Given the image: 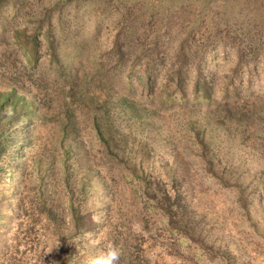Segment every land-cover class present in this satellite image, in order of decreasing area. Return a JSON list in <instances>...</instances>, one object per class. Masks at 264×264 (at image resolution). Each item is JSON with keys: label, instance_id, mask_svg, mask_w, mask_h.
Wrapping results in <instances>:
<instances>
[{"label": "trees", "instance_id": "1", "mask_svg": "<svg viewBox=\"0 0 264 264\" xmlns=\"http://www.w3.org/2000/svg\"><path fill=\"white\" fill-rule=\"evenodd\" d=\"M235 1L152 0L149 6L141 3L144 5L136 8L123 0L117 6L114 0H0V185L9 170L27 158L26 148L36 145L30 134L34 123L49 126L62 150L43 153L37 146L40 154L31 159L37 167V189L42 194L46 192L41 186L44 178L48 183L51 178L58 179L62 186L58 189L59 181L56 182V193L49 192L39 203L54 226L52 243L61 257L56 264H89L92 257L110 245L121 250L118 264H152L142 249L143 233H135V225L152 234L149 224L163 220V228L168 231L164 244L180 258L192 261L200 250L210 258L222 257L227 264H233L229 243L211 235L193 205L198 191L193 165L200 168L207 164L209 175L220 180L224 188L235 185L225 172L218 171L219 159L208 142L206 127L196 115L186 119L188 128L182 142L187 143L184 151L192 159L179 147L176 168L167 172L169 185L165 179L150 174L146 161L152 150L149 140L159 135L165 147L168 139L167 133L161 134L165 128L162 112L177 106L189 110L209 104L213 107L212 119H218V127L227 133L243 117L248 118L249 109L241 110V103L257 90L264 93L261 36H244L224 29L207 35L205 42L193 40L195 30L205 21L206 27L209 23L221 25L226 21L224 17L233 16ZM212 2L223 7L218 12L220 18L218 13L205 17ZM257 4L255 9L263 12L264 2ZM143 9L151 10L148 16L155 23L160 21L157 43L152 49H142L138 42L147 20ZM178 30L182 38L174 54L167 56L160 45L170 43L168 37H176ZM101 31L108 33L104 36ZM226 62L232 65L227 68ZM44 66L53 69L52 78L42 69ZM220 72L224 76L220 77ZM258 108L254 104L249 112ZM23 128L29 133L24 134ZM166 129L171 134L170 128ZM86 130L94 133L101 146L92 163V149L82 141ZM145 130L147 137L139 140L134 157L126 156V142L135 140L130 135L138 132V136ZM121 138L124 144L119 143ZM73 153L79 158L90 157L87 171L80 173L77 180L71 178L74 169L66 165ZM59 154L63 156L62 166L55 162ZM107 164L109 172H118L116 179L103 173ZM90 170L101 172L110 188L118 184L108 192L106 219L101 227L94 223L95 213L100 210L88 208L85 201L93 191ZM56 171L62 178H57ZM119 176L126 178L123 185ZM84 184H89L90 190L85 186L77 195L76 187ZM11 200L0 194V211L22 208L21 202L17 205ZM239 201L248 210L250 199L241 196ZM66 204L71 226L65 223ZM247 216L252 219L249 213ZM97 229L102 232L93 237ZM177 236L187 241V252ZM150 238L155 241L158 234Z\"/></svg>", "mask_w": 264, "mask_h": 264}, {"label": "rangeland", "instance_id": "2", "mask_svg": "<svg viewBox=\"0 0 264 264\" xmlns=\"http://www.w3.org/2000/svg\"><path fill=\"white\" fill-rule=\"evenodd\" d=\"M114 1L115 6L122 2V0ZM123 1L133 6L137 5L135 6L136 8L144 4L149 6L152 3V0ZM260 2H264V0H236L233 8V16L230 17L228 14V16L224 17L226 21L221 22V25L209 23L210 26L206 27L208 21H205L204 25H201V28L199 27L195 30V38L193 40L196 42H205L207 35L228 29L230 33L235 32L244 36H248L249 34L256 37L261 36V47H264V11L258 12L255 9V3L259 4ZM37 3L35 1L34 4L36 5ZM217 4L216 2L210 4L205 17H211L214 13H218L223 9L220 3L219 5ZM197 5L200 6V1L197 2ZM143 13L147 16L146 26L138 42L142 49H152L153 45L157 43L156 39L159 32L157 26L160 21L155 23V19L148 16L151 13L150 9L148 11L143 9ZM219 14L217 17H219ZM188 31L189 28L186 30V34ZM107 33L101 31V34L104 36ZM175 33H177L176 37L171 34L168 37V39H171L170 43L164 41L160 45L161 50L167 56L174 54L173 49H176L178 40L182 38L179 30ZM45 63L47 64V62ZM229 65L232 64L230 62L225 63V67L228 68ZM42 69L47 71L51 78L54 76V72L51 71L53 70L52 68L44 66ZM220 73V77L224 76L222 72ZM212 104L213 102L210 105ZM254 104L259 107V110L251 113L249 111ZM240 108L244 111L249 109L246 114L248 118L243 117L239 123H235L239 126L234 125L227 133L221 127H218V119H212L211 112H213V107H210L209 104L195 105L192 109L190 108L191 110L177 106L171 111L162 112L164 118L162 122L165 128L162 129L161 134L164 136L167 133L165 136L168 139L165 142V147H162V140H159V135L149 140V148L152 150L149 152V159H147L146 163L148 164L147 167H151V175H157L161 180L165 179L166 182H164L168 184L169 178L167 177V172L169 174L176 168L178 162L176 161L175 153L179 150V147L190 161L192 159L184 151L187 143L182 142L188 128L186 119L193 114L196 115L195 118L203 124V127H206L208 142H211L214 155L219 159L217 161L220 164V167H217L218 171L225 172L226 177L232 183H235L232 188H224L220 180L214 178V175H209L207 164L201 165L200 168L193 165L191 168L194 172V177H196V191L198 189L193 197V205L196 207V212L204 218L203 222L213 237L229 243L233 251L231 253L234 259L233 264H264V112H261L264 108V93L262 89L257 90L254 96L250 99L247 98L241 103ZM166 128H170L169 131L173 137ZM23 132L24 134L29 133L27 128H23ZM137 133L135 132V134L130 135L135 140L126 142L125 144L126 156L128 154L134 157L133 153L138 150L136 147L139 144V140L145 138V136L147 137L146 130L138 136ZM30 134L35 139L36 145L26 148L25 153L28 159L22 160V164L19 167L10 169L0 185L1 197H10L13 204L18 205V202H21L23 205L22 208L16 206L9 212H6L5 208L0 211V217H3L0 221V226H2V231H0V252L4 255L3 257L0 256V264H56L58 263L56 260L58 258L61 259L57 255V246L52 243L53 237L55 236L54 226L48 216L41 211L39 204L42 198H47L49 192L54 191L56 193L53 185L59 180L51 178V181L48 183L49 180L47 181L44 178L41 186L46 189V192L42 194L37 189V185H39L37 176L39 174L35 171L37 167L33 164L31 157H36L40 154L39 150L47 153L51 151L60 152L62 149L57 146V140L52 137L49 126H44L36 122L34 123L33 132ZM82 141L92 149V154H90L92 163V159L97 157V150L101 146L95 139L94 133L89 134L88 130L83 132ZM123 141L125 140L121 138L119 143L122 142L124 144L125 142ZM73 154L74 156L71 155L72 158L66 161V165L74 169L71 178L77 180L81 177L80 173L82 175L83 172L87 171L86 164L89 165L90 157L79 158L77 154ZM186 157L185 159L187 160ZM137 161H140V159L138 158ZM55 162L58 166H62L63 156L59 154ZM78 171L80 172L78 173ZM115 171L109 172L107 164L103 173L107 174L109 178L113 177L116 179L118 172ZM56 172L57 178H62L59 172ZM89 173L93 179L91 187L95 193L92 191L91 194L85 196V201L88 208L100 210V212L95 213L94 223L98 227H101L106 219L104 210L109 203L108 192L111 189L113 191V188L118 184L114 183V187L112 188L110 183V188L109 182L107 179L102 178L101 172L90 170ZM118 178L121 179L123 185L126 178H121L120 176ZM85 186L89 188V184L76 187L77 195H81L80 191ZM57 188H62L60 181L58 182ZM64 189L65 187L63 186L62 190ZM241 196L250 199L248 210L241 207L239 201ZM97 199L98 201H96ZM66 207L68 212L65 223L71 226L72 219L70 218L67 204ZM125 207L126 209L128 208V206ZM248 213L252 219L247 216ZM152 220L156 221L157 219L154 217ZM163 222L164 220L162 222L158 221L156 225L149 224L153 230L151 232L152 234L148 231L144 232L139 225H135L134 232L139 235L141 232L143 233L142 236L145 240L142 249L145 250V256L149 258L152 264L228 263L222 257H217L216 259L210 258L206 254L200 253V250H197V254L192 261L189 258H180L176 251H169L167 245L164 244L168 231L163 228L166 225V222L165 224ZM101 232L102 229H97L93 233V237L100 235ZM157 234L158 238L153 241L150 236ZM93 237L90 238L91 241ZM97 238L94 239L97 240ZM178 238L177 240L181 243L182 248H184V252H187V241ZM89 243L91 244L93 242ZM89 243H86V247H91ZM216 244L218 245L217 241Z\"/></svg>", "mask_w": 264, "mask_h": 264}, {"label": "clouds", "instance_id": "3", "mask_svg": "<svg viewBox=\"0 0 264 264\" xmlns=\"http://www.w3.org/2000/svg\"><path fill=\"white\" fill-rule=\"evenodd\" d=\"M120 256L121 250L115 245H110L92 257L89 264H118Z\"/></svg>", "mask_w": 264, "mask_h": 264}]
</instances>
